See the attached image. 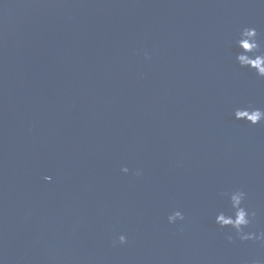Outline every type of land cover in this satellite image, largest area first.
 I'll return each mask as SVG.
<instances>
[{
    "label": "water",
    "instance_id": "obj_1",
    "mask_svg": "<svg viewBox=\"0 0 264 264\" xmlns=\"http://www.w3.org/2000/svg\"><path fill=\"white\" fill-rule=\"evenodd\" d=\"M244 27L261 0H0V264H264L215 223L239 188L264 231Z\"/></svg>",
    "mask_w": 264,
    "mask_h": 264
},
{
    "label": "clouds",
    "instance_id": "obj_2",
    "mask_svg": "<svg viewBox=\"0 0 264 264\" xmlns=\"http://www.w3.org/2000/svg\"><path fill=\"white\" fill-rule=\"evenodd\" d=\"M264 3V0H261ZM242 52L236 54V62L241 68H249L254 70L256 75L264 77V49L261 47V42L258 40V33L254 27H244L236 41ZM235 119H243L246 122L256 125L264 121V110L260 108H237L234 112ZM128 172L127 168L122 170ZM137 175L140 173L137 172ZM50 180V178H47ZM246 192L242 189H235L228 193V202L231 206V213L220 211L215 217V223L220 228H230L234 231L236 237L240 240H260L264 241V231L258 234L251 231H245L250 228L256 218V212L245 206ZM169 224H175L177 221H183L184 215L180 211H175L167 217ZM227 240L232 242L233 236L227 235ZM118 242L125 244L127 237L123 234L119 235ZM255 264V262H254Z\"/></svg>",
    "mask_w": 264,
    "mask_h": 264
}]
</instances>
